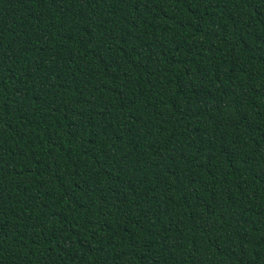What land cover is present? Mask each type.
<instances>
[{"label":"trees","instance_id":"obj_1","mask_svg":"<svg viewBox=\"0 0 264 264\" xmlns=\"http://www.w3.org/2000/svg\"><path fill=\"white\" fill-rule=\"evenodd\" d=\"M0 264H264V0H0Z\"/></svg>","mask_w":264,"mask_h":264}]
</instances>
